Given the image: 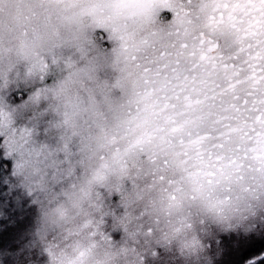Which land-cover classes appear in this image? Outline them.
Instances as JSON below:
<instances>
[{
	"label": "clouds",
	"instance_id": "clouds-1",
	"mask_svg": "<svg viewBox=\"0 0 264 264\" xmlns=\"http://www.w3.org/2000/svg\"><path fill=\"white\" fill-rule=\"evenodd\" d=\"M148 2L154 11L132 14L131 8H117L122 0H74L82 14L71 30L62 28L59 35L35 39L18 68L0 62V136L18 157L17 179L27 172L31 144L19 126L38 124L44 113L54 133L91 137L97 172L93 180L112 186L111 191L104 189L112 221H105L102 229L107 239L98 236L86 255L75 257L79 264H190L187 246L181 251L180 216L227 195L226 165L236 138L225 127L235 123L226 110L232 102L227 92L232 69L226 66L238 63L235 35L227 19L218 15L217 0ZM20 8L21 0H0V36L15 26ZM162 64L178 76L169 88L171 94L179 93L172 101L175 111L183 113L179 120L192 124L185 129L184 144L176 138L172 147L161 150L164 131L142 150L135 142L147 139L146 133L162 121L142 111L136 92L160 87L162 75L154 73ZM146 79L152 83L145 85ZM106 96L119 102L118 119L104 105ZM187 96L198 102L185 112ZM6 113L15 123L7 121ZM205 133L211 136L206 144L191 143ZM217 155L223 159H214ZM104 161L108 166L100 168ZM109 228L119 231L122 239L126 234V241L113 240ZM233 228L239 230L242 243L264 244V208L252 213L241 209L233 216ZM203 246L207 256L210 242ZM232 251L214 253L206 264H230ZM0 264H31L23 236L0 238ZM51 264L64 261L53 255Z\"/></svg>",
	"mask_w": 264,
	"mask_h": 264
},
{
	"label": "rangeland",
	"instance_id": "rangeland-1",
	"mask_svg": "<svg viewBox=\"0 0 264 264\" xmlns=\"http://www.w3.org/2000/svg\"><path fill=\"white\" fill-rule=\"evenodd\" d=\"M44 2L50 11L45 6L41 8ZM53 4V0H21V6L25 7L20 9L15 26L0 36V62H6L10 68H18L21 60L29 55L35 39L59 35L62 28L71 30L77 17L66 19L62 10L52 8ZM23 27L26 28L25 33L20 31ZM29 32L32 39H29ZM110 98L113 104L119 103ZM5 116L9 123H15L11 113ZM47 119L41 113L38 124L19 126L20 134L31 141L29 165L22 178L17 179L18 157L0 136V238L23 236L31 255V264H50L56 223L68 224L65 231L79 239L84 233L82 236H92L93 239L99 236L103 240L107 239V233L102 232L106 227L105 221L112 223L108 219L111 213L104 201V189L111 191L112 186L108 182L97 184L93 180L97 172L93 167L91 153L95 149L91 137L77 139L54 133L53 125L44 122ZM84 127H88V121H85ZM100 146L97 142V147ZM107 166V161H104L100 168ZM124 167H128L126 162ZM250 173L246 181L230 184L228 200L217 198L207 208L180 216L181 251L187 246L190 264L196 260L206 264L207 259L214 258V253L225 249L233 250L229 256L230 264H233L232 259H235L234 264H245L249 259L243 256L251 254L244 253L252 243L241 242L239 230L233 228V216L241 209L252 213L264 208V171L252 170ZM233 179L234 175H227L225 182ZM107 231L111 232L113 240L124 243L127 239L126 234L122 239L119 231L110 228ZM40 235L45 245H38ZM205 241L210 242L207 256L203 254ZM256 243L258 253L262 255L264 244ZM69 247L74 258L81 254L80 244L74 239ZM250 261L258 262L251 256Z\"/></svg>",
	"mask_w": 264,
	"mask_h": 264
},
{
	"label": "flooded vegetation",
	"instance_id": "flooded-vegetation-1",
	"mask_svg": "<svg viewBox=\"0 0 264 264\" xmlns=\"http://www.w3.org/2000/svg\"><path fill=\"white\" fill-rule=\"evenodd\" d=\"M53 1L52 8L62 10L67 19L82 14L76 11L74 0ZM259 1L217 0L216 11L221 19H227L235 35L236 43L239 45L235 57L238 63L226 66L232 69L228 77L231 83L227 89L232 102L227 105L226 110L230 113L229 121H235V123L225 127L229 135H234L236 138L226 165L230 169L228 175L235 176V179L225 182L224 191L227 194H231L230 184L246 181L251 175L250 171H264V25L261 21L264 15V3L259 4ZM95 11L97 9L92 10L93 13ZM170 72L172 70L167 64L160 65L159 70L154 73L156 76L162 75L160 87L146 86L136 92L137 102L144 104L142 111L153 120L162 121V124L158 123L157 128L151 133H146L147 139L141 137L135 142V147L142 150L146 143H151L152 136L164 131L166 135L160 137L161 150L172 147L173 140L176 138L180 144H184L185 129L192 124L189 120L180 121L179 117L183 113L175 111L176 104L172 101L179 99V93L171 94L169 85L172 84L173 79H178V76L174 72L170 75ZM151 83L152 81L145 80V85ZM172 87L174 88L175 85ZM197 102L193 101L191 96L184 97V111L187 112ZM117 105L112 109L116 119L119 118ZM168 125L172 127L169 128ZM197 132L199 133V129ZM210 139L211 136L207 133L197 134L191 143L199 146L206 144ZM216 147H222V145ZM209 156L213 158L211 153ZM214 159L222 160L223 156L217 155ZM209 175H215V173H209ZM224 198L228 200L229 196L225 195L222 199Z\"/></svg>",
	"mask_w": 264,
	"mask_h": 264
},
{
	"label": "trees",
	"instance_id": "trees-1",
	"mask_svg": "<svg viewBox=\"0 0 264 264\" xmlns=\"http://www.w3.org/2000/svg\"><path fill=\"white\" fill-rule=\"evenodd\" d=\"M37 1L38 0H36V2ZM39 1H42V0H39ZM260 3L261 2L259 1V4ZM42 5L43 6L41 8H44V6H45V9H48L50 11V9L46 7V2H44ZM22 7H25V6H21V8ZM31 17L35 18L33 15H31ZM31 17L28 16V18H31ZM261 21L264 25V22H263L264 21V15H262ZM26 26H28V25H26ZM20 31H21V33H25L26 28L23 27ZM103 103H104V105H106L108 107V109H114V106L118 104V103L113 104L114 102L111 100V98L109 96L104 97ZM113 142H115V141H113ZM78 195L82 196V194L81 195L78 194ZM67 226H68V224H66L64 222H63V224L56 223L57 232L55 235H53V238H54L53 244H52L53 247H52V250H51L52 252L50 255L51 256H53V255L59 256L64 261V264H79V261L74 258L73 250L69 247L71 245V240L74 239L77 243L79 242L80 248H81V253L86 255L88 248L91 247L92 245H94L96 243L97 239L96 238L93 239L92 236H87V235H86L87 237L82 236L84 233L80 234V239H79V238H77V236L75 234H70V233L65 231V229L68 228ZM82 237H83V239H82ZM33 238H37V237L34 236ZM99 239L101 241H103V239L101 237H99ZM39 243L45 245L43 238H42V235H40L38 238V245H39ZM258 252H259L258 243H252L251 245H249L248 249L245 251L244 254H248V253H251V254H249L247 256H243L246 258L249 257V259L245 262V264H252L253 261H250V256H251V258H255L258 261L257 264H262V262H264V259L263 260H261V259L264 257V252L262 253V255H260ZM30 257H31V255H30ZM232 257H233V255H232ZM234 260L235 259H232L233 264L235 263ZM50 264H51V259H50Z\"/></svg>",
	"mask_w": 264,
	"mask_h": 264
},
{
	"label": "snow or ice",
	"instance_id": "snow-or-ice-1",
	"mask_svg": "<svg viewBox=\"0 0 264 264\" xmlns=\"http://www.w3.org/2000/svg\"><path fill=\"white\" fill-rule=\"evenodd\" d=\"M260 2L264 3V0H260ZM120 7L131 8L133 10L132 14H150L152 11H154V6L152 3L148 2V0H122V3L117 5V8ZM252 264H255V262H252ZM262 264H264V262H262Z\"/></svg>",
	"mask_w": 264,
	"mask_h": 264
}]
</instances>
